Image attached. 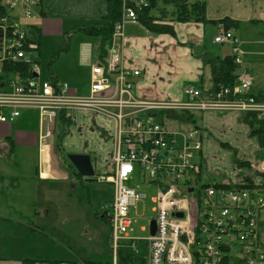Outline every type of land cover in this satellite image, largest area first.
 I'll use <instances>...</instances> for the list:
<instances>
[{
  "label": "built area",
  "instance_id": "1",
  "mask_svg": "<svg viewBox=\"0 0 264 264\" xmlns=\"http://www.w3.org/2000/svg\"><path fill=\"white\" fill-rule=\"evenodd\" d=\"M131 3L148 5L146 0L125 1L124 15L107 46V55L92 67L87 94L79 95L67 82L55 85L36 77L23 80L15 73L3 81L5 87L0 85V122H13L23 108H37L43 119L53 120L64 113L74 120V113L87 111L113 123V168L96 176L98 181L112 183L115 189L110 220L114 255L107 264H127L118 259L122 242L142 239L132 235L137 220L131 211L147 200L144 185L156 187L151 197L155 216L150 218V223L156 221V232L148 237L150 257L146 264H230L235 258L239 259L237 264H264V184L257 185V189L235 188L243 184H228L232 188L203 184L196 189L203 169L202 142L197 131L166 128L158 118L166 112L196 110L264 114V102L249 94L250 79L233 89L221 87L208 95L188 85L180 100L156 101L136 96L132 78L141 71L125 67L117 49L124 35V22L138 23V13ZM38 5L39 0H7L5 12H0V74L11 63L29 64L35 75L39 74L35 55L39 44L19 16H31ZM214 42L228 46L235 62L242 63L244 50L233 30L220 29ZM246 167L254 172L251 174L264 176V159ZM134 175L138 183L127 186ZM179 212L183 216L176 215ZM141 230L148 227L144 225ZM235 249L238 251L233 255ZM35 264L67 263L40 260Z\"/></svg>",
  "mask_w": 264,
  "mask_h": 264
},
{
  "label": "crops",
  "instance_id": "2",
  "mask_svg": "<svg viewBox=\"0 0 264 264\" xmlns=\"http://www.w3.org/2000/svg\"><path fill=\"white\" fill-rule=\"evenodd\" d=\"M5 4L7 0H0V12H5ZM208 10L209 8L207 13ZM107 12L106 0H39V5L34 8L31 16L26 17L21 14L19 16L30 28V32L34 29L40 33L37 52L41 55L43 37L47 34L57 36L63 34L66 21L76 22L79 19H86V23L99 21ZM207 17L220 19L224 16L207 15ZM259 19L261 18H255L253 22L263 21ZM139 23L124 22V35L117 49L125 67H134L141 71L147 68L140 65L138 59L136 61L137 54L134 53V49L137 48L138 52L142 42L139 38L129 35ZM180 23H186V26L183 31V41H178L180 42L178 54L175 60L169 63L168 72H172L171 78L164 75L160 78L168 81V87L171 89L173 88L171 84L176 83L173 78H180L181 74H185L181 82L170 91L157 90L158 85L153 81V76L148 81L149 77L145 80L144 72H141L142 74L138 77L132 78L136 96L156 101L180 100L184 98V88L188 85L201 89L205 93L213 88V72L208 59L215 56L224 58L229 54L228 46L214 42L215 35L221 29L220 25L222 28H225V25L201 22H173L172 24L176 28ZM207 25L212 27L211 32ZM143 29L153 42L158 43L156 42L158 35L151 34L144 26ZM100 43L101 37L97 46L98 50ZM256 43L253 41V44ZM259 43L264 44V39ZM160 44L163 46L166 43L161 40ZM241 46L244 50V61L238 64L237 85L244 79H250L249 92L258 102H264V59L261 57L263 49L254 45L252 50H247L248 46L245 42L244 44L241 42ZM105 56L101 57L99 53L94 61L91 46L82 50L80 65L86 70L87 82L84 87L79 88L82 93L78 89L72 88V90L79 95L88 93L92 67L100 63ZM246 56H253V59ZM131 57L137 62L136 65L131 61ZM36 60L40 70L35 77L42 79L43 69L38 56ZM142 62H145L144 58H141ZM54 78L58 81L57 76ZM170 92H174L178 97L166 98L165 93ZM179 114H183L180 116L185 118V121L195 122L197 117L200 122V125L195 123L190 129H198V133H201L199 138L202 142V157L208 160L204 149L210 152L219 149L218 146L222 148V151L228 152L230 161H223L228 165L222 168L226 174L222 180L214 177L210 183L244 184L247 178H251L254 185L264 184V176L251 174L254 172L247 169L248 164L241 165L244 161L255 162L264 159V114L249 112L241 115L230 110H196ZM73 118L74 120H70L64 113H59L54 120L43 119L37 108H23L13 122H0V264H31L36 259L49 261L52 238L48 234L54 228V221L61 218L57 215L61 210L59 205L67 201L72 190L78 189L77 182L84 185L85 181H94V176L112 171L110 131H113V123L87 111H77ZM67 123L74 126L62 127ZM70 142L73 144H69ZM72 154L89 155L94 174L84 176L68 158ZM240 167L243 168L240 170ZM209 171L211 172L209 164L204 168L203 163L200 178L208 180ZM144 186L146 189H154L153 186ZM144 186L143 189H145ZM67 220L69 218L62 217L61 223L64 224ZM85 234L90 240L97 236L89 232ZM261 235L264 240V211L261 215ZM140 238L146 242L147 236ZM122 245V250L129 251L133 244L128 245L123 242ZM238 262L239 259L235 258L230 261V264Z\"/></svg>",
  "mask_w": 264,
  "mask_h": 264
},
{
  "label": "rangeland",
  "instance_id": "3",
  "mask_svg": "<svg viewBox=\"0 0 264 264\" xmlns=\"http://www.w3.org/2000/svg\"><path fill=\"white\" fill-rule=\"evenodd\" d=\"M207 1L209 2L207 15H230L240 20V26L234 30L239 36L240 42H243V44L245 42L246 46H248L247 50H252L254 45L262 48L263 52L261 57L264 59V44L259 43L264 39V0ZM255 18H261L259 20L263 21L260 23H254L253 20ZM86 22V19H79L76 22L66 21V23H64L63 34L58 36L47 34L43 37L41 55L37 51L35 53L36 57H39L42 65L43 80H50L52 76H57L60 83L67 82L73 89H78L79 91V88L84 87L87 82V77L86 70L80 65L82 50L87 46H91L94 61L98 58L100 53L97 49L100 37L87 34L79 29L76 31L78 25H84ZM185 24H178L179 26L176 27L177 33L174 37L168 34H162L161 36L158 35L156 41L158 43L151 40L150 36L145 32L140 23L139 25H135L133 32L129 33V35L139 38L142 42L141 48L138 52L137 48L134 49V53L137 54L135 55V59L136 61L138 59L139 64L147 68V70H141V72H144L143 77L145 80L149 77L148 81H150V77L153 76V81L158 85V87H156L157 90L166 89L170 91L174 89V86L178 85L185 75L181 74L179 76L180 78H173L176 83L171 84L173 86L171 89L168 87V81L160 78L161 75L170 77V73H172L168 72L169 63L171 64L172 61L175 60L176 54H178L177 51L180 48V42L178 41H183ZM207 27L211 32L212 27L210 25H207ZM220 28L222 29V25ZM161 40H164L166 44L162 46L160 44ZM253 41L257 43L253 44ZM193 49H195V47H193ZM182 50H185V48H182ZM246 57L253 59V56ZM141 58H144L145 62L141 63ZM131 61L136 65L137 62L134 61L133 57H131ZM243 61L244 57L242 58V62ZM184 62L186 64L188 63V61ZM186 68L188 67L186 66ZM79 92L82 93V91ZM165 95L167 96L166 98L170 99L178 97L174 92L165 93ZM165 115L166 116L160 118V120L163 121L166 128L186 130L190 129L195 123L200 125L197 117H195V122H188L177 116L173 118L167 112ZM71 123L63 124L62 127L68 128L70 125L71 128L74 126V124ZM200 134L201 133L199 132L197 135L198 138L200 137ZM69 144L73 143L70 142ZM218 148L219 149L210 152L209 150L206 151L204 149L205 154L208 155V160L203 156L201 161L204 163V168L209 164L211 172L209 171L208 180H202V178H200L197 181L200 184H195L196 189L200 188V185L203 184L212 185L216 183H210L213 181L214 177L217 180H219L218 178L222 180L223 176L226 174L222 171V168L227 167V162L230 161L227 154L228 152L222 151L220 146H218ZM215 155H218V157H215ZM244 162H246V164H251L250 161ZM136 183H138V179L134 175L127 182V186L133 187ZM77 187V190L75 189L71 191L67 201L59 205L61 210L57 215L61 218H69V220L64 224L61 223V218L54 221V228L48 234L49 237L52 238L51 254L48 257V260H64L67 264L82 261L89 263L93 262L95 264L110 263L113 260L114 255L112 239L110 236L111 229L101 221L98 212L106 208L109 211L111 210V202L115 196L114 185L109 182L94 180L85 181L84 185L77 182ZM146 190L149 192L147 200L140 201L137 207L132 208L131 211L132 216L137 220L132 235L144 238H146L150 232L149 229L147 231H142L141 229L144 225H150V218L155 216V212L152 210L154 205L151 201V197L155 194L156 187H154V189ZM149 225L147 227H149ZM86 232L97 236L95 239L90 240L88 235L85 234ZM134 244L136 245L131 246L128 252L130 254H135L138 258L144 259L148 262L150 257L149 242L140 240L136 241ZM127 250L128 249H126V251ZM237 251L238 250L236 249L233 250V255H235ZM120 258L121 253L119 252V261Z\"/></svg>",
  "mask_w": 264,
  "mask_h": 264
},
{
  "label": "trees",
  "instance_id": "4",
  "mask_svg": "<svg viewBox=\"0 0 264 264\" xmlns=\"http://www.w3.org/2000/svg\"><path fill=\"white\" fill-rule=\"evenodd\" d=\"M108 3L107 14L101 16L99 21H93L85 23L84 25H78L76 31L79 29L87 34L101 37L100 43V55L103 57L107 55V46L113 41L116 26L121 21L120 19L124 15V3L126 0H106ZM148 5L146 7L137 6L131 3L138 13V23L144 26L151 34H170L176 35L175 25L173 22H201L205 24H217L223 23L226 29L234 30L239 27L240 20L231 16H224L220 19H210L207 17V0H146ZM79 27V28H78ZM38 30V29H37ZM235 33V32H234ZM31 37L39 43L40 33L34 29L30 32ZM35 35V36H34ZM222 45V44H220ZM223 46V45H222ZM36 53V51H35ZM211 57V56H210ZM104 59V58H103ZM102 59V60H103ZM213 72V88L208 93L199 89L203 95L212 94L221 87H228L233 89L238 83V63L235 62V58L228 54L224 58L212 57L208 59ZM18 73L23 80L28 78H35V73L31 70L29 64L23 65L18 63H11L6 65L4 72L0 74V85L5 87L6 79L14 77V74ZM55 85L59 84L54 76L50 79ZM198 89V88H197ZM249 94H251L249 92ZM178 115V114H177ZM183 114H179L181 117ZM198 131V129H194ZM246 162H241V165H245ZM251 178H247L243 185L235 186V188L247 187L251 189H257V185L253 184ZM211 184H206V186ZM216 188H232L233 185H228L222 182H216L212 184ZM40 261L36 259L31 262L35 264ZM45 261V260H41ZM120 262L127 264H146L144 259L138 258L135 254H130L128 251L123 250L121 252ZM74 263V264H78ZM90 264H95L90 262Z\"/></svg>",
  "mask_w": 264,
  "mask_h": 264
},
{
  "label": "water",
  "instance_id": "5",
  "mask_svg": "<svg viewBox=\"0 0 264 264\" xmlns=\"http://www.w3.org/2000/svg\"><path fill=\"white\" fill-rule=\"evenodd\" d=\"M68 158L75 164L78 170L86 177L93 175V166L89 155L72 154ZM176 215L183 216V213L179 212ZM156 231V221L152 220L150 233L154 234Z\"/></svg>",
  "mask_w": 264,
  "mask_h": 264
},
{
  "label": "flooded vegetation",
  "instance_id": "6",
  "mask_svg": "<svg viewBox=\"0 0 264 264\" xmlns=\"http://www.w3.org/2000/svg\"><path fill=\"white\" fill-rule=\"evenodd\" d=\"M99 217H100L101 221L103 223H105L106 225H108L110 227V229H111V225H110L111 210L110 211L109 210H107V211H105V210L104 211H101L99 213Z\"/></svg>",
  "mask_w": 264,
  "mask_h": 264
},
{
  "label": "bare ground",
  "instance_id": "7",
  "mask_svg": "<svg viewBox=\"0 0 264 264\" xmlns=\"http://www.w3.org/2000/svg\"><path fill=\"white\" fill-rule=\"evenodd\" d=\"M148 225H149V224H148ZM148 225H147V226H148Z\"/></svg>",
  "mask_w": 264,
  "mask_h": 264
}]
</instances>
